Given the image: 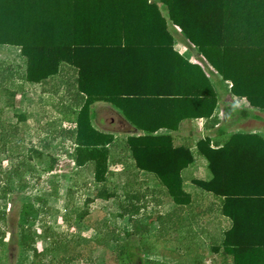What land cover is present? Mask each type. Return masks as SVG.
<instances>
[{
	"label": "trees",
	"instance_id": "1",
	"mask_svg": "<svg viewBox=\"0 0 264 264\" xmlns=\"http://www.w3.org/2000/svg\"><path fill=\"white\" fill-rule=\"evenodd\" d=\"M169 23L184 32L223 79L233 80L230 90L174 48ZM5 45L20 47L24 63L17 70L26 84L46 83L61 71L63 63L77 74L75 108L71 110L76 118L66 132L73 146L69 154L76 168L93 173L94 183L100 187L85 199L80 218L88 214L95 198H120L108 184L109 161L116 149L130 156L133 167L155 175L176 207L191 205L193 196L185 188L183 171L194 161L192 145L175 144L172 133L158 131L177 130L181 122L194 118L216 120L221 91L246 99V106L234 108L241 116L264 119L254 112L264 111V0H0V46ZM2 68L0 60V87L7 89L4 82L12 79L13 67ZM14 95L8 96L9 105ZM96 102L109 103L137 131L118 138L112 131L98 128ZM219 129L226 133L227 126ZM196 153L209 160L212 176L193 182L219 197L222 215L232 221L212 250L225 253L230 264H264V134L231 131L223 140L206 135L197 142ZM46 154L35 146L27 155L44 160L47 170L53 172L59 158ZM25 173L23 168L7 172L1 199H7L15 178L24 181ZM123 192L120 217L130 230L124 232V238L122 231L108 238L116 243L114 260L117 264L153 263L155 244L148 238L151 224L161 223L156 232L160 236L176 229L175 221L184 217L173 219L170 226H165L169 216L150 215L143 222L139 216L149 207L147 200L141 202L146 194ZM37 199L40 206L32 201L24 204L19 234H14L22 250L32 251V260L15 264L91 261L101 245L99 239L66 238L51 240L43 248L36 245L32 222L46 212L47 204L46 198ZM151 203L158 207L164 202L155 196ZM6 222V210L1 207L0 264L12 258L6 247ZM48 231L45 228L46 237ZM196 264L204 262L197 259Z\"/></svg>",
	"mask_w": 264,
	"mask_h": 264
},
{
	"label": "rangeland",
	"instance_id": "2",
	"mask_svg": "<svg viewBox=\"0 0 264 264\" xmlns=\"http://www.w3.org/2000/svg\"><path fill=\"white\" fill-rule=\"evenodd\" d=\"M4 50L5 56L0 58L1 63L3 62L1 70H7L6 67L11 65L13 73L12 79L4 82V86L8 88L0 87V190L2 183L7 181V172L14 168L26 170L24 181L15 178L7 199L4 201L0 198V208L4 207L7 214L6 247L12 257L6 264L32 260V251L22 250L16 242L18 236L14 234H19L24 204L32 201L40 206L37 198L47 200L46 212H41L32 222L38 247L43 248L51 240L66 238L81 242L99 239L102 241L101 245L93 252L91 261L76 260L71 264H117L113 253L116 243L108 238L118 231L123 232L121 237L124 238V232L130 230L129 223L120 217L119 205L125 197L123 191L126 190L146 194L141 202L147 200L149 207L143 208L139 216L143 222H147L150 215L169 216L171 220L165 226H170L173 219L176 220L180 215L184 217V220L175 221L176 229L170 228V233L167 230L160 236L156 232L161 223L154 221L151 224L148 238L150 242H154L156 254L151 255L154 261L149 264H196L197 259H202L204 264H230L227 255L214 252L212 246L221 241L224 230L232 225V221L222 215L220 198L193 182L194 178L208 180L212 176L209 160L197 156L196 148L193 150L194 161L183 171L185 188L193 196L191 205L176 207L155 175L138 171L133 167L130 156L116 149L109 161L108 184L111 189L118 191L120 198H95L87 208L88 214L80 218V214L86 209L85 199L93 196L100 187L94 183L93 173L76 168L69 154L73 146L66 132L73 126L72 121L76 118L71 112L75 108L74 75L71 74L72 71H66L65 75L52 77L44 84H26L25 81L22 82L21 71L17 70L15 49L10 47ZM13 93L14 99L12 105H9L7 98L13 96ZM228 100L229 98L226 101ZM232 103L235 102L231 101ZM99 104L101 103H94L101 108L96 119L97 127L102 130H117L122 126L109 110ZM236 105L241 106L238 101ZM257 112L264 118L263 110L258 109ZM21 115L25 116L24 120L20 119ZM220 118L222 121L223 113ZM197 122L195 125L204 126V121L200 124ZM240 128L264 134V120L247 118L238 121L230 131H241ZM196 138L198 140V136ZM35 146L45 150L46 156L53 154L59 158L56 170L50 172L44 160L28 157L30 149ZM29 164L32 171L27 170L32 169ZM55 189L56 194L53 191ZM154 189L158 190L156 194L152 193ZM155 196H161L164 203L154 206L151 199ZM45 228H49V237L44 234Z\"/></svg>",
	"mask_w": 264,
	"mask_h": 264
},
{
	"label": "crops",
	"instance_id": "3",
	"mask_svg": "<svg viewBox=\"0 0 264 264\" xmlns=\"http://www.w3.org/2000/svg\"><path fill=\"white\" fill-rule=\"evenodd\" d=\"M160 7L162 9L164 8L161 2H160ZM168 30L174 36V48L177 51L180 50L179 52L186 59H188L190 62L199 63L200 65H202L210 77L214 78L215 81L219 80L221 82H224L227 85L225 87L230 90L232 83H233V80L232 79H223V75L216 68H214V66H212L210 63H208L204 59L203 55L200 53L198 48L195 47L192 43H190V41L187 39L184 32L177 25L169 23ZM10 47L15 49V51H16L15 56L17 57L16 59L18 61L17 65H19L20 63L23 64L24 62L22 59V55L20 53L21 49L18 46H9V45L0 46V58L5 56L4 48L7 49ZM180 47H181V49H180ZM1 61H2V59H1ZM60 68H61V71L58 74L54 75L53 77H55L57 75L63 76V74L66 71L67 72L72 71L71 74L74 75V78H76L77 74H75L74 70H72L69 67V64L63 63ZM21 74H22L21 75L22 82H24L23 73L21 72ZM71 74H69V75L67 74V76L72 77V76H70ZM51 78L52 77H49L45 82L50 81ZM74 78H73V80H74ZM74 82H75V80H74ZM228 98H229V100L226 101ZM230 100L235 102V103L231 104ZM237 101L239 102V105H241L240 107L247 105L246 99L244 97L234 96L230 91H228V92L221 91V94L219 96V102H218V105H217V108L214 112V117H213V118H216V120H213L212 118H194V119H190V120H184L183 122H181V124L177 130L172 131V130L167 129V128H161L158 131V133H168V132L172 133L174 135L175 144H181L182 142H188L192 145V149L194 150V148H196V151H197V142L199 141L200 138L208 135L209 137H213V138L218 139V140H223L224 138H227L228 134L231 132L230 128L233 127L234 125H236V123L238 121L246 120L247 118H249L246 116L245 117L241 116L240 113H237L234 110L235 106H237L236 105ZM98 103H101L99 105H102V107H104L106 110H109V112L111 114H113L112 115L113 118L114 119L117 118V121H119L122 124V126L118 127L120 129L117 128V130H116L115 128H113V129H106V130L112 131L116 135V137H118V138H125L126 134H128L132 131H137L136 128L132 124H130L123 117V115L121 113H119L109 103H106V102H98ZM93 107L97 109V113L100 112L101 108H98L97 105H93ZM237 107H239V106H237ZM104 108H102V109H104ZM229 108H232V110H230ZM228 110L232 111V112L228 114ZM257 111H258V109L254 110V112L259 115V113ZM222 113L224 115V118L222 119V121H220L219 119H221L220 115H222ZM226 114H228L227 117H226ZM235 114H236V116H235ZM250 119H253L256 121L264 120V119H258V118L257 119L250 118ZM100 121L102 122V118L100 119ZM201 121H204V126L195 125V122L200 124ZM96 125H98V124H96ZM221 126H227L226 133L221 134L220 129H219V128H221ZM98 128H100V127H98ZM239 130H248V129L247 128H240ZM197 136H198V140L196 138ZM200 136H202V137H200ZM196 154L199 157L205 158L201 154H198V153H196Z\"/></svg>",
	"mask_w": 264,
	"mask_h": 264
}]
</instances>
